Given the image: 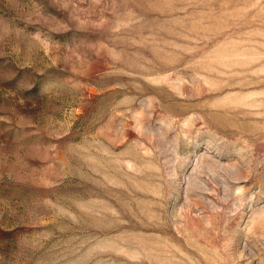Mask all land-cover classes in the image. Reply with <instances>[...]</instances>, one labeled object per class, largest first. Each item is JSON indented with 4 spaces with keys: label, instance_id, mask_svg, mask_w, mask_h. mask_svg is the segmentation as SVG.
Returning a JSON list of instances; mask_svg holds the SVG:
<instances>
[{
    "label": "rangeland",
    "instance_id": "obj_1",
    "mask_svg": "<svg viewBox=\"0 0 264 264\" xmlns=\"http://www.w3.org/2000/svg\"><path fill=\"white\" fill-rule=\"evenodd\" d=\"M0 264H264V0H0Z\"/></svg>",
    "mask_w": 264,
    "mask_h": 264
}]
</instances>
